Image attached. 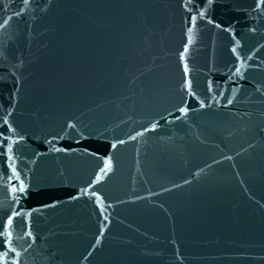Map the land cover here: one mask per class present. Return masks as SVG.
Here are the masks:
<instances>
[{
  "label": "water",
  "instance_id": "1",
  "mask_svg": "<svg viewBox=\"0 0 264 264\" xmlns=\"http://www.w3.org/2000/svg\"><path fill=\"white\" fill-rule=\"evenodd\" d=\"M0 264H264V0H0Z\"/></svg>",
  "mask_w": 264,
  "mask_h": 264
},
{
  "label": "snow or ice",
  "instance_id": "2",
  "mask_svg": "<svg viewBox=\"0 0 264 264\" xmlns=\"http://www.w3.org/2000/svg\"><path fill=\"white\" fill-rule=\"evenodd\" d=\"M190 31H191V29H190ZM188 42H189V44L192 42V38H191V37H189V41H188ZM233 51L235 52L236 49L234 48ZM184 52H185V53L188 52V48H187V47H185ZM184 71H185V74L187 75V73H188V71H189L187 64L184 65ZM236 72L239 73V72H240V68H237V69H236ZM228 102L231 103L232 101L229 100ZM182 111H183V110H182ZM110 168H111V161H108V162L105 163V169H110ZM14 190H15V189H14ZM20 191H21V192L24 191L23 186H21ZM10 223H11V221H9V224H10ZM5 255H7V253H5Z\"/></svg>",
  "mask_w": 264,
  "mask_h": 264
}]
</instances>
